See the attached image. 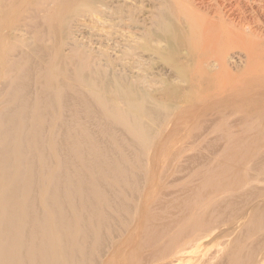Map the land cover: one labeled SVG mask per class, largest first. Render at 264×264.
Wrapping results in <instances>:
<instances>
[{
	"label": "bare ground",
	"instance_id": "1",
	"mask_svg": "<svg viewBox=\"0 0 264 264\" xmlns=\"http://www.w3.org/2000/svg\"><path fill=\"white\" fill-rule=\"evenodd\" d=\"M6 1L0 264H264V32L241 0ZM46 1L55 39L22 31ZM148 156L162 197L135 207Z\"/></svg>",
	"mask_w": 264,
	"mask_h": 264
},
{
	"label": "rangeland",
	"instance_id": "2",
	"mask_svg": "<svg viewBox=\"0 0 264 264\" xmlns=\"http://www.w3.org/2000/svg\"><path fill=\"white\" fill-rule=\"evenodd\" d=\"M154 1H156V0H154ZM234 1H236V0H231V1L229 0L227 2H224V0H220V3L222 2L221 3L222 6H227L229 9L230 8L229 2L233 3V5H235ZM198 2H199V0H198ZM204 2H206V4H207V2H209V0H204ZM45 3H46V5H42L39 8L37 13L31 12V13H34L32 15V19H29L28 17L24 16L25 19H24L23 23L25 25H23L22 31L24 33H27V30L29 32L35 31V32L39 33L42 38H44V36L46 35V36L54 37V39H55L56 35H59V34H56L58 32V29L56 27L58 21L56 19H54L55 16L52 13V11L54 12V8L49 7L48 1H46ZM220 3H219V1L215 2V4H214V2H212V4H214L215 6H216V4H220ZM21 5H22L21 0H8V1H6V7L9 8V10H10L9 18L11 17L15 20L22 19L21 8H20ZM149 6H150V0H149ZM257 10H260V11L258 12ZM16 11H18V12H16ZM31 11H33V9H31ZM233 13L237 17H242L243 19H246V20L252 22L253 27L258 28L264 32V0H241L240 1V9H236V7H234ZM24 14H27V13L24 12ZM2 17H3V14L0 13V18H2ZM248 17H249V19H248ZM142 18L143 17H141L140 19H142ZM58 25H59V23H58ZM256 25H258V26H256ZM75 27H76V24L71 26L72 32H74V31L75 32L76 31L81 32L82 31V30L78 31ZM91 33H93V34L91 35ZM96 33H97L96 31H93V32L91 31L89 35L83 34V37H87V38L91 39L92 47L94 49L98 48V40L101 39V38H99V36ZM26 38L29 39L30 37L28 36ZM86 39H84L83 41H85ZM45 43L48 46H53L52 41H46ZM16 57H17V55L13 56V54H10L8 56L10 63H12L14 60H16ZM140 62H143V61L140 60ZM217 148L218 147H205L204 149L201 150V155L205 158L210 157L214 152H216ZM212 157H214V155ZM151 159H152V157L148 156V161L146 163L148 170H147V172H145V171L143 172L144 178L142 179L141 189L136 194H133L132 198H134L133 204L135 205V207L139 203V201L143 200V197L145 195V190H148L151 187L153 189V190H150L151 191V198L162 197V195L159 192H157L156 189L158 188L157 186L159 184H161L163 180L165 181L167 173L166 174L159 173V179L154 180V178L152 177L153 174L151 175V172H152L151 167H150L151 166L150 165ZM164 164H165V160H161L160 166H163ZM252 174H254V173H252ZM156 183H157V185H154ZM256 183L258 184V181H251V184H256ZM259 185L261 187H264L263 182H260ZM155 186H156V189H155ZM142 192H144V193H142ZM174 232H175V230H173L171 232V234H173ZM239 234H240V231L238 229L236 233L229 236L228 238L220 239V240L216 241L214 244H211L206 249V250H208V253H209L208 255H211L214 252L216 254L217 251H219V254L216 255L219 257V259L226 256V252H224L226 245L230 244ZM206 259H208V257H206ZM187 261H189V259L186 260L185 264H187ZM211 262H212V264H215L216 259L214 261H211Z\"/></svg>",
	"mask_w": 264,
	"mask_h": 264
}]
</instances>
